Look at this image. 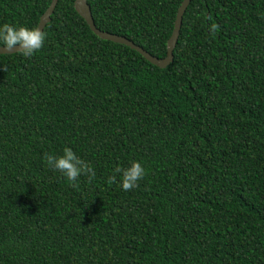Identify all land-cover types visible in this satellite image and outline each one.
<instances>
[{
    "label": "trees",
    "instance_id": "obj_1",
    "mask_svg": "<svg viewBox=\"0 0 264 264\" xmlns=\"http://www.w3.org/2000/svg\"><path fill=\"white\" fill-rule=\"evenodd\" d=\"M50 1L0 0V25L34 28ZM181 1L87 0L158 58ZM73 2L32 57L0 54V264H264V0H190L164 68ZM64 147L91 182L47 167ZM132 160L139 187L108 184Z\"/></svg>",
    "mask_w": 264,
    "mask_h": 264
},
{
    "label": "clouds",
    "instance_id": "obj_2",
    "mask_svg": "<svg viewBox=\"0 0 264 264\" xmlns=\"http://www.w3.org/2000/svg\"><path fill=\"white\" fill-rule=\"evenodd\" d=\"M218 25L212 23L210 32L215 34ZM45 32L38 27L27 28L22 25L3 23L0 25V45L5 49H16V53L23 57H32L44 46ZM18 46V47H17ZM42 160L52 170L61 173L73 187H78V179L81 175L88 177L91 182L96 172L94 168L81 158H79L70 147H64L62 155H52L45 153ZM146 170L138 161L132 160L127 167L117 166L113 174L107 178L108 184L119 183L124 191H130L139 187V181L146 176ZM117 175L119 181H117Z\"/></svg>",
    "mask_w": 264,
    "mask_h": 264
},
{
    "label": "water",
    "instance_id": "obj_3",
    "mask_svg": "<svg viewBox=\"0 0 264 264\" xmlns=\"http://www.w3.org/2000/svg\"><path fill=\"white\" fill-rule=\"evenodd\" d=\"M58 0H51L45 11L42 13L40 16V19L38 21V24L36 27H38L40 30L43 31L46 23L50 21V16L56 6ZM190 0H182L180 5L178 6L174 24L172 31L170 33V36L168 37L166 41V54L162 58H158L147 52L145 49H143L141 46L135 44L133 41L127 39L124 36L115 34V33H110L104 30H100L99 28L96 27L90 6L87 2V0H74L73 2V7L75 11L85 20L87 25L89 26L90 30L99 38L105 39V40H110L116 43L124 44L131 49L136 50L140 55H142L147 61L150 63L160 67L164 68L166 67L170 62L173 60V48L177 42L181 23H182V16L186 10V7L188 6ZM18 47V46H17ZM16 52V49L13 48L12 50H7L4 48L3 45H0V54H7V53H14Z\"/></svg>",
    "mask_w": 264,
    "mask_h": 264
}]
</instances>
